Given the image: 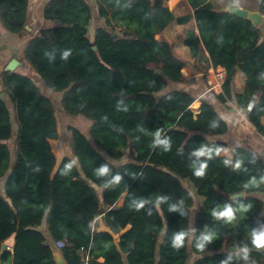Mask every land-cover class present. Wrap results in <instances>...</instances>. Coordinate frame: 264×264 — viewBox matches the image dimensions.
I'll return each instance as SVG.
<instances>
[{
  "label": "trees",
  "instance_id": "16d2710c",
  "mask_svg": "<svg viewBox=\"0 0 264 264\" xmlns=\"http://www.w3.org/2000/svg\"><path fill=\"white\" fill-rule=\"evenodd\" d=\"M187 1L197 31L186 33L184 45L197 65L224 68L221 103L244 110L257 100L248 121L264 136L259 28L212 2ZM96 6L104 25L90 36L85 0H49L43 18L55 26L40 30L24 49L45 88L62 94L64 113L92 122L87 133L69 127L71 155L59 157L55 104L34 79L1 74V263L56 264L53 241L64 243L67 264H264V249L251 243L252 231L264 230V164L244 147L222 155L225 144L214 137L226 132V122L209 102L201 101L198 113L191 109L195 97L176 86L185 81L186 63L156 38L171 21L184 24L190 16L174 18L166 0H97ZM259 9L264 12L263 3ZM27 10L28 0H0L5 31L20 33ZM236 69L246 76L238 95L231 91ZM157 132L167 151L156 144ZM201 149H212V158L195 156ZM202 163L207 167L197 176ZM103 167L109 171L99 175ZM241 191L244 197L230 198ZM225 206L234 209L231 221L214 214ZM99 217L118 239L94 234ZM181 232L183 245L174 247ZM205 235L211 239L199 248ZM11 237L12 249L1 252ZM245 246L247 261L239 253Z\"/></svg>",
  "mask_w": 264,
  "mask_h": 264
},
{
  "label": "crops",
  "instance_id": "0c3cea01",
  "mask_svg": "<svg viewBox=\"0 0 264 264\" xmlns=\"http://www.w3.org/2000/svg\"><path fill=\"white\" fill-rule=\"evenodd\" d=\"M49 0H28V10L25 25L23 30L18 34H12L5 31L3 25L0 22V95L4 94V86L2 82L1 74L6 72L5 69L9 62L13 59L22 64L24 60V49L27 42L38 34L42 29L52 28L55 26L50 21H45L43 18V10ZM91 9V20L88 25V33L92 36L93 31L98 27H103L104 22L98 15L96 5L97 0H85ZM171 0H166L168 8L174 18L182 16H190V19L184 23L179 24L176 20L171 21L164 30L156 36L157 39H163L169 43L175 54L186 63V67L183 69V75L185 81L181 85H176L178 88L186 90L192 96L195 97L193 104H198V107L191 109L198 113L201 101L209 102L219 113V115L226 122L227 130L223 135L215 136L216 140L222 141L225 146L222 150V155L226 158L232 156L235 148L244 147L259 156L264 164V136L259 133L255 127L248 121V113L256 103V99L252 101L246 109H239L235 103L227 100L225 103H221L217 95L222 93L221 90L209 91L210 83H213L215 79L212 75H209L210 71H222L225 73L224 68L218 66H209L208 63L197 65L195 60L191 57L190 50L184 45V39L186 33L189 30H196V23L193 18V9L187 0H175L173 6L170 5ZM212 2L213 6L221 11H226L227 8L236 7L247 11L260 12L263 16L262 21L257 26L261 33V39L264 38V12L259 9L260 4L264 0H205ZM204 56L208 57L206 51ZM18 65L14 72L20 73ZM212 73V72H211ZM209 75V76H208ZM246 76L240 70L236 69L231 91L232 94H242L245 90ZM260 124L264 126V115L260 118ZM1 186V183H0ZM264 204V194L260 195ZM122 202V201H121ZM120 202V204H121ZM264 213V210H263ZM45 230V227H41ZM45 232V231H44ZM48 237V234L45 232ZM56 245V243H55ZM1 252L5 249L11 250L13 246V237L9 238L3 245ZM57 247V246H56ZM61 252V248H60ZM83 253L79 255L82 256ZM62 255V254H61ZM0 264L1 260H0Z\"/></svg>",
  "mask_w": 264,
  "mask_h": 264
},
{
  "label": "rangeland",
  "instance_id": "374dc122",
  "mask_svg": "<svg viewBox=\"0 0 264 264\" xmlns=\"http://www.w3.org/2000/svg\"><path fill=\"white\" fill-rule=\"evenodd\" d=\"M22 64H19L20 68L19 71L22 74H27L31 76L34 81L37 83V85L41 88L42 93L48 97L54 104H55V117L57 121V125L60 131V142L58 143V154L59 157L62 158L64 156L71 155V133L68 131L69 127H77L79 130H81L83 133H87L89 131V128L92 124V122L82 116H76V117H69L67 116L60 105L61 100V93H53L47 88H45L42 80L35 75V73L31 70L29 65L25 60L21 61ZM193 108L196 107V104L192 105ZM9 146L13 149V142H8ZM184 185L190 189L189 184L184 181ZM195 203L196 206L199 205L200 201L197 197H195Z\"/></svg>",
  "mask_w": 264,
  "mask_h": 264
},
{
  "label": "clouds",
  "instance_id": "9594fccd",
  "mask_svg": "<svg viewBox=\"0 0 264 264\" xmlns=\"http://www.w3.org/2000/svg\"><path fill=\"white\" fill-rule=\"evenodd\" d=\"M68 53H65V58L67 57ZM160 133L157 132L156 134V144H162L165 146V151H167L168 148V141L167 140H160L159 139ZM155 146V145H154ZM212 149H201L200 151L194 153L195 156L199 157H204L207 156L209 159L212 158ZM221 149H216V154L219 155L220 154ZM241 161H236L234 168L235 169H239L241 167ZM225 165H231L232 161L231 160H225L224 161ZM207 167L206 163H202L199 170L196 172L197 176H202L204 174V169ZM108 168L107 167H103L99 170V175H106L108 173ZM119 177L117 176L115 178L114 183H118L119 182ZM252 183H256L255 180L252 181ZM143 207V202H140L138 204H136V208L139 209ZM217 217L219 218H226L228 221H231L232 219H234V209L231 206H225L224 209L222 211L216 212L214 213ZM185 239V233L181 232L179 234H177L174 239H173V246L174 247H181L183 245V241ZM211 239L210 236L205 235L200 244L198 245L199 248L203 247V244L205 241H209ZM251 243L252 245L256 248V249H264V230H253L251 233ZM249 251L250 249L245 246L241 249H239V253L243 254V258L247 261L248 260V256H249Z\"/></svg>",
  "mask_w": 264,
  "mask_h": 264
},
{
  "label": "water",
  "instance_id": "95a60500",
  "mask_svg": "<svg viewBox=\"0 0 264 264\" xmlns=\"http://www.w3.org/2000/svg\"><path fill=\"white\" fill-rule=\"evenodd\" d=\"M226 12H230L232 14L237 15L240 18L249 20L254 27H257L263 18L262 14L258 11L257 12L247 11V10H243V9L236 8V7L227 8ZM94 49H96V48H94ZM19 64L20 63L17 60L13 59L9 62L5 71L14 72L15 68ZM158 72L162 77H164V78L166 77L162 72H160V71H158ZM241 197H244L243 191H241L239 193L232 194L230 196V198H232V199L241 198ZM93 232H94V234L107 233L115 240L118 239V236H119L118 234H114L112 232V230L105 224L103 217H99L97 219V223L93 227ZM49 244H50V247L52 249V252L54 255V260H55L56 264H67L65 259L61 255L60 249L58 247H56L55 242L50 241ZM2 248H5V247L3 246Z\"/></svg>",
  "mask_w": 264,
  "mask_h": 264
},
{
  "label": "built area",
  "instance_id": "2783aa9c",
  "mask_svg": "<svg viewBox=\"0 0 264 264\" xmlns=\"http://www.w3.org/2000/svg\"><path fill=\"white\" fill-rule=\"evenodd\" d=\"M209 75H212L213 78L215 79V81L213 83H210L209 91L221 90V87H222L224 79H225V73L222 71L212 70V71H210ZM56 246L60 249L64 246V243L63 242H56Z\"/></svg>",
  "mask_w": 264,
  "mask_h": 264
}]
</instances>
